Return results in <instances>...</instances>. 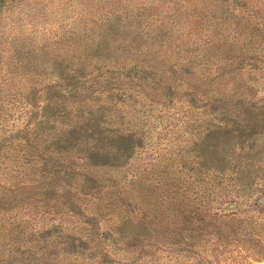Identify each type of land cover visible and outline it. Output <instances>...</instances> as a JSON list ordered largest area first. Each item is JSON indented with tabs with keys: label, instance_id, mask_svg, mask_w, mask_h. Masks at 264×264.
Segmentation results:
<instances>
[{
	"label": "rangeland",
	"instance_id": "1",
	"mask_svg": "<svg viewBox=\"0 0 264 264\" xmlns=\"http://www.w3.org/2000/svg\"><path fill=\"white\" fill-rule=\"evenodd\" d=\"M0 264H264V0H0Z\"/></svg>",
	"mask_w": 264,
	"mask_h": 264
},
{
	"label": "trees",
	"instance_id": "2",
	"mask_svg": "<svg viewBox=\"0 0 264 264\" xmlns=\"http://www.w3.org/2000/svg\"><path fill=\"white\" fill-rule=\"evenodd\" d=\"M95 156H96V155H91V156H89V159H93ZM104 161H106V160H103V161H95V160H91V163H92V164H95V165H96V163H101L102 165H106V164H108L107 161H106V162H104Z\"/></svg>",
	"mask_w": 264,
	"mask_h": 264
}]
</instances>
